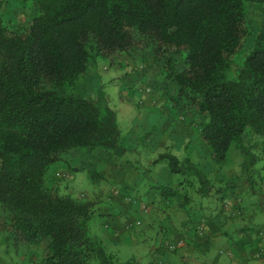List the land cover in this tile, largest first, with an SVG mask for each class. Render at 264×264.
I'll use <instances>...</instances> for the list:
<instances>
[{
	"label": "trees",
	"instance_id": "obj_1",
	"mask_svg": "<svg viewBox=\"0 0 264 264\" xmlns=\"http://www.w3.org/2000/svg\"><path fill=\"white\" fill-rule=\"evenodd\" d=\"M26 6L33 15L23 25L0 12V225L17 250L45 247L35 264H120L102 228L101 236L92 229L97 215L105 216L101 203L68 194L67 173L56 179L53 170L75 149L127 153L108 101L76 92L100 58L114 65L121 54L136 60L150 53L162 67L170 119L188 125L199 119L214 163L224 164L236 148L242 168L254 171L261 155L252 141L264 146V0H28ZM249 6L261 9L257 26ZM160 162L197 178V199L212 195L216 176L170 152L154 161ZM184 184L157 188L163 200L154 206L192 205ZM196 211L192 224L201 219Z\"/></svg>",
	"mask_w": 264,
	"mask_h": 264
},
{
	"label": "rangeland",
	"instance_id": "obj_2",
	"mask_svg": "<svg viewBox=\"0 0 264 264\" xmlns=\"http://www.w3.org/2000/svg\"><path fill=\"white\" fill-rule=\"evenodd\" d=\"M27 1L28 0L0 1V12L5 15L7 21H12L16 25H23L27 23L33 15L32 11L26 6ZM248 17L252 25L257 26L262 19L261 9L256 6H249ZM115 62L116 63L112 65L111 61L100 58L92 63L86 77L77 85L76 92L89 98L106 99L110 107L116 112L118 125L123 135V144L128 150L123 157L109 154V158H111L113 163L115 162V164L119 165L120 168L126 170V172L130 171V165L133 167L135 172L131 170V173H133L131 179L134 184L130 183L125 178L121 179L119 177L115 179V181H105L102 180V178L106 177L101 174H99V178L96 181L92 182L90 173H94L102 164L98 161L96 155L102 157L104 155L103 152H99L98 154L94 153V156L88 154L87 159L83 164L81 163L83 168L80 171H74L73 169L74 166L78 167L79 165V162L76 161H68L59 166H54L53 170L58 168L54 176L56 179H61L62 176L60 177V174L63 175L66 174V172L70 173L69 176L71 178H69L66 183V185H68V190H66L68 194L74 197L84 196L82 198L98 200L99 203H101L98 209L100 212L103 211L105 216L98 214L96 221H94L92 225V229L99 235L101 232L103 238L106 240L105 243L108 251L116 255L117 261L120 264H160L159 262H162V264H215L219 258L221 259L219 264H233L232 258L228 255L229 253L221 250L223 248L222 246L216 247L214 245L205 254L202 253H204L206 249L203 250L201 248L199 250L201 253L198 252L197 257L193 256L191 258L179 255V252L184 246L176 250L179 251L178 253L168 250L167 247L165 248V245L163 247L164 242L166 243L169 240L166 239L165 241L163 239L164 235L160 232V228L162 226L169 227L171 225L169 223L170 220H174L175 224H185L190 227L189 229L192 228L191 230H194V224H192V218L194 219V208L197 210V206L200 205L199 201H206L207 198L203 197L197 199L199 196L196 194L199 186L197 178L173 174L167 162L156 164L154 161L159 155L170 152L181 161L189 159L197 164L209 179H214L217 173L216 171H219L218 175L221 176L220 178L223 180L230 179L233 172L237 174L241 172L243 163L241 152L236 148H232L224 164L218 165L214 163L210 155L211 149L205 144L200 135L198 127L200 122L199 119H197V122H195V120L192 125H189L192 130H183L182 133L184 135H191L192 131V137L187 143H185V138L181 135L180 137L175 134L170 135L169 130L164 132L166 117L163 115L162 111L159 108H154V106L148 110L144 103V96L147 95V89H151L150 95L155 94L156 92L154 91H159L161 93L165 84V80L159 78L162 67L154 63L150 53L140 56L136 60L126 54H121L116 58ZM176 65L178 68L182 67L179 61H177ZM150 71L152 72L150 78L155 79L158 75L157 82H152L151 80L146 82L142 79ZM137 74H139V78ZM135 76L141 79L138 80ZM178 121L179 122L174 123H179L184 128L190 129L188 124H184L185 121L189 123L190 120H185L183 122L179 119ZM162 140H164V142L166 140L168 143L165 142L163 145ZM250 142V138L245 137L244 143L250 145ZM253 142L254 141H252V148L255 153L261 155V159L258 161L254 171L250 174L246 172L243 180L252 179L253 175L255 176L254 190L251 192V201L254 205L252 211L257 214V210L262 212L260 208L264 209V146L261 147L260 144H255ZM105 158L103 159L104 161ZM98 164L100 165L97 167ZM108 166L113 168L111 164ZM110 168L109 171L112 174V169ZM73 175L74 177L72 178ZM109 177L110 175H108L107 179ZM183 181H185L184 189H188L189 195L193 197L192 205L187 206L185 210L180 208L177 209L173 204L170 205L169 208L156 207L154 206L155 202L151 205L150 200H148L150 198L148 194L150 191L154 193L156 201L160 203L163 197L160 194L161 190H159V192L157 188L164 189L162 192H166V190H169L171 187H178L180 182ZM187 181L191 183L188 184ZM248 181L252 183V180ZM215 182L216 184H214L212 190V197L209 198V202H205L207 205L205 207L213 210L212 212L216 216L220 214L222 217H227L229 213L223 214V207L225 204L220 200L222 195L219 194L227 190L226 182H219L218 180H215ZM118 190L120 191V195L116 196V191L118 194ZM125 193L133 196L132 204L129 201L130 196H124ZM137 197H141L142 199H138V201L135 202L134 199ZM142 201H146L144 202L145 205H150L152 211L151 213L147 212V214H142L140 211L137 215L142 225L128 232L125 230L127 226L125 225L126 221L133 218L132 216H135L134 214L136 211L133 210V207H136L138 210L141 209ZM246 202H248V204L250 203L249 198ZM128 205H132L133 209H128ZM113 206H123L124 212H120L119 216L118 214L115 215L118 218L117 222L113 221L114 223H110V225L106 224L109 227L106 228L103 226L104 221L106 217H113L112 214L108 215L107 213L113 211ZM161 206L163 207V205ZM203 212L204 214H198L205 219L214 216L207 210ZM261 218L264 221V215H261ZM245 219L247 220L248 218L245 217ZM230 220L231 223L234 224L233 227L238 230L237 223L240 221V218L235 217ZM99 228H102L100 232ZM111 229L113 235L120 234L115 240H113L109 234ZM199 232V229H197L196 233L199 234ZM252 232L254 237L257 235V238H259L262 228L256 225ZM196 233H194V239L197 237ZM5 234V228L0 225V264H35L34 261H39L42 257L45 249L44 246L41 248L25 246L21 250H17L12 241L5 239ZM194 245L196 248L195 242ZM239 260V264H264V259L258 258L248 257L247 259L239 258Z\"/></svg>",
	"mask_w": 264,
	"mask_h": 264
},
{
	"label": "crops",
	"instance_id": "obj_3",
	"mask_svg": "<svg viewBox=\"0 0 264 264\" xmlns=\"http://www.w3.org/2000/svg\"><path fill=\"white\" fill-rule=\"evenodd\" d=\"M127 68V66H126ZM152 68V67H151ZM136 74V73H135ZM149 74V75H148ZM152 75V72L150 71L149 73H147L145 75L144 81L149 82L150 80L152 82H157L158 81V75L156 76V78H150ZM138 78H139V74H137ZM136 78V76H135ZM136 78V79H138ZM150 78V79H149ZM159 78H161V73L159 75ZM141 79V78H140ZM138 79V80H140ZM157 80V81H156ZM156 92L153 95H150L151 92H147V95L144 96V103L146 104V108H159L163 115L166 117V126L164 127V132L166 130L170 131V135L175 134L177 136L180 137V135L185 138V143H187V141L192 137V131H191V135H184L182 132L183 130H192L190 128V126L188 125V128H184L182 125H180L179 123L176 124L174 123L171 119H170V108L168 105V101H167V97L159 91H154ZM180 125V126H178ZM187 126V125H186ZM170 138V137H168ZM261 140L259 139H255L253 143L255 144H260V146L262 147V142H260ZM163 145L165 144V142H167L165 140H162ZM168 143V142H167ZM189 143V142H188ZM262 149V148H261ZM99 152H103L104 155L102 157H100V155H96V157H98V161H100V163H102L101 165L98 164L97 167L100 165V167L96 170L99 174L105 176L106 178L105 181H115V179H117L118 177L121 179H126L128 180L130 183L132 182V176L133 173H131V170L134 171L133 167L130 165L131 169L130 171L126 172V170L120 168L119 165L115 164V162L113 163L111 161V158H109V154H113L111 152H106L104 150H98V151H92L91 149H75L72 150L70 152V154L66 157V162L68 161H76L79 162L78 167L74 166L73 169H78L77 171H80L83 167L81 165V163L83 164V162L87 159V155H93L94 153L98 154ZM114 155V154H113ZM94 156V155H93ZM116 156V155H115ZM106 157V158H105ZM119 157V156H117ZM123 157V156H122ZM105 158V161L103 160ZM131 163V162H129ZM109 164L113 165V168L110 166H108ZM109 168L112 169V174L109 171ZM89 169V166H88ZM114 169V170H113ZM90 172V170H89ZM216 180H219V178L221 176H219L218 172L216 171ZM67 173V172H66ZM70 173H67L68 177L71 178L69 176ZM130 174V175H128ZM132 174V175H131ZM245 174L246 171L242 168L240 173H236L233 172L232 176L230 179H223V181H225L226 183L229 182V188L223 192L222 196H224L225 198L222 200L223 203L225 204V206L223 207V214H228L227 217H222L220 214H218L217 216L212 212L213 210L208 209V207L205 204V202H209L210 201V197H212V195L210 197L207 198L206 201H199L200 205L197 206V213H201L204 214L203 211H209L211 212L214 216H208L210 218H203L201 217V219L197 220L195 222L194 225L197 226V228H199L200 226H203L205 228L204 233L201 235L200 232L199 234L196 233L197 237L196 239L199 240V242H203L204 245V249L206 248V250L204 251L205 254L207 251H209V249L212 246H222L223 248L221 250H223V252H228L230 255V257L232 258V262L233 264H239L240 263V259H247L248 257L250 258H258V259H264V257H260L259 251L260 249H262L264 247V224H263V219L261 218V215H264V209L260 208L262 210V212H260L259 210H257V214L254 212L253 213V209H254V205L251 201V192L254 190V183H255V176L253 175L252 179H248V180H252V183H250V181L248 180H243V178H245ZM108 175H110V177L107 179ZM90 176L91 173H90ZM74 177V175L72 176V178ZM92 179V177H91ZM222 180V178H221ZM245 181V182H243ZM93 182V179H92ZM231 182V183H230ZM251 185V186H250ZM171 188H176V187H171ZM116 191V196L120 195V192L118 190ZM150 195V198L148 200H150L151 205H153L154 201L156 200V196L154 195L153 192L150 191V193H148ZM124 196L129 197L130 199L129 201L132 204V197L129 194H124ZM249 198V204L248 202H246V200ZM142 199L141 197H137L134 199ZM147 200V201H148ZM137 202V201H135ZM146 201H142L141 202V209H136V207H133L132 205H128V209H133L134 211H136V213L134 214L135 216H132L133 218H130L128 221H126L127 225L125 227V230L128 232H131L134 230V225L133 223L140 220V218H138L139 216L137 214H139V212L141 211L142 214H147L151 213V206L150 205H145ZM211 206V205H208ZM133 207V208H132ZM113 211L112 212H107L108 214H112L113 217H106L104 224H109L110 223H114L113 221L117 222V217L115 215L118 214V216L120 215V212H124L123 206H113ZM206 209V210H205ZM202 210V211H201ZM103 213V211H102ZM106 213V212H105ZM261 213V215H260ZM232 214V215H230ZM105 215V214H104ZM200 215V214H197ZM124 216V215H123ZM137 217V218H135ZM235 217H239L240 221H238L237 225H238V230L235 229L233 227V223H231V218H235ZM245 217H247L248 219L246 220ZM114 219V220H112ZM139 219V220H138ZM228 219V220H227ZM243 219V220H241ZM174 220H170V224H171V228L175 227L178 228L177 231L171 233L170 235H167V233H163L164 234V240L166 241L169 240L167 243H181L183 248L180 252L179 255H181L182 257H186V258H191V257H197V253H201L199 250L201 248H195L194 245V230L189 229V226L187 228V226L185 224H175ZM259 226L260 228H262V232L260 234V237L257 238L258 236L256 235V237H254L253 235V230H254V226ZM131 226V227H130ZM109 234L111 235V237L113 238V240H115L116 237H119L120 234H115L113 235L112 229L109 231ZM121 238V236H120ZM186 245V246H185ZM194 247V249H193ZM191 248V249H190ZM202 248V249H203ZM203 249V250H204ZM167 251V250H166ZM220 258L217 259L215 264H219L220 263ZM162 263V262H159Z\"/></svg>",
	"mask_w": 264,
	"mask_h": 264
},
{
	"label": "built area",
	"instance_id": "obj_4",
	"mask_svg": "<svg viewBox=\"0 0 264 264\" xmlns=\"http://www.w3.org/2000/svg\"><path fill=\"white\" fill-rule=\"evenodd\" d=\"M147 92H151V89H147ZM141 225V222L138 221L137 222V226H140ZM199 231H200V234L202 235L205 231V228L203 226H200L199 227ZM166 247L168 250H171L172 252L178 250L179 248L183 247V245L181 243H167L166 244ZM259 254H260V257H264V247L262 249H260L259 251ZM162 264V263H160Z\"/></svg>",
	"mask_w": 264,
	"mask_h": 264
}]
</instances>
